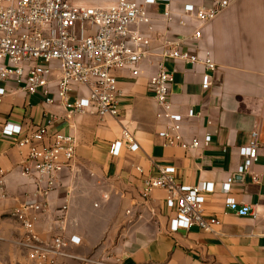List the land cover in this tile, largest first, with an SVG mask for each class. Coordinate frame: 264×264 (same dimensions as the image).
<instances>
[{
    "label": "crops",
    "instance_id": "0c3cea01",
    "mask_svg": "<svg viewBox=\"0 0 264 264\" xmlns=\"http://www.w3.org/2000/svg\"><path fill=\"white\" fill-rule=\"evenodd\" d=\"M108 4L113 0H84ZM82 0V2H84ZM213 0H156L148 6L153 17V37L192 35L198 20L184 14L186 4L211 6ZM167 7L172 20L164 19ZM186 18L187 24H180ZM155 39V43L157 40ZM198 44L212 52L218 69L209 72L211 87L204 89L205 68L184 62H168L175 71L171 98L175 110L185 116L186 136L203 138L212 134V142L197 150L179 146L164 147L158 131L164 122L157 116L158 106L148 86L153 67L132 77L129 70H116L124 92L120 104L122 120L132 128L141 149L111 154L113 142L121 136L120 120L97 114H76L66 118L65 108L47 104L40 95L16 92L0 102V166L4 169L5 198L0 197V264H35L17 241L23 236L21 223L11 211L34 191L31 180L22 174L28 147H20V136H5L7 123L31 131L56 118L50 131L74 134L76 156L60 175L50 204L39 215L36 230L44 240L55 235L81 238L79 245L66 250L78 256L121 258L123 264H264V0H232L215 20L202 27ZM73 99L75 94H73ZM189 109L198 116L187 117ZM258 132L259 159L244 181H235L231 192L222 183L243 163L241 146L248 145L252 132ZM176 167L177 180L187 184L213 181L214 193L207 195L205 211L222 220L220 234L194 227L169 231L164 206L166 191L155 190L149 201L141 195L142 166L146 174L154 164ZM258 176V180L254 179ZM257 210L256 217L239 216L225 206L227 196ZM106 196V197H105ZM68 203L66 216L61 207ZM58 264H84L62 257Z\"/></svg>",
    "mask_w": 264,
    "mask_h": 264
},
{
    "label": "built area",
    "instance_id": "2783aa9c",
    "mask_svg": "<svg viewBox=\"0 0 264 264\" xmlns=\"http://www.w3.org/2000/svg\"><path fill=\"white\" fill-rule=\"evenodd\" d=\"M232 0H213L211 6L186 4L184 14L199 22L192 35L153 37L155 24L148 6L156 0H113L111 3H75L73 0H0V102L17 90L27 95H40L47 104L59 103L66 110V118L76 114L94 113L105 118L112 116L122 123L121 136L111 147L113 156H120L123 149L137 152L141 149L132 128L122 120L120 104L124 96L119 86L116 70H129L138 78L145 64L153 67L148 86L158 106V118L164 122L158 131L161 144L197 150L212 142V134L203 138L187 137L184 132L185 116L175 110L171 88L175 71L168 62H184L205 68L202 87H211V75L218 66L212 52L202 48L198 41L202 27L215 20ZM167 7L164 19L172 20ZM180 24L186 25L184 17ZM155 39L157 43H155ZM73 94L75 98L73 99ZM189 109L188 118L198 116ZM56 116L31 131H24L18 124L3 126L5 136H20L17 144L28 147V158L22 174L34 185L26 201L11 211L24 230L17 241L27 251L35 264H58L62 257L78 259L84 264H123L121 258L78 256L66 250L69 244L79 245L81 238L72 235H55L44 240L36 230L39 215L48 207L56 190L61 173L71 166L76 156L77 138L64 132L51 133ZM258 132L253 131L248 145L239 148L243 163L239 173L249 172L259 159ZM154 164V163H153ZM156 170L146 174L142 166L141 195L149 201L158 189L166 191L164 206L169 218V231L179 232L194 227L220 234L222 220L205 211L207 195L216 190L213 181L187 184L177 180L176 167L154 164ZM5 172L0 166V197L7 196ZM257 181L258 176L254 175ZM235 181L230 175L222 190L232 191ZM106 197V196H105ZM225 206L239 216L256 217L257 210L249 204H240L234 196H227ZM68 203L61 207L66 216Z\"/></svg>",
    "mask_w": 264,
    "mask_h": 264
},
{
    "label": "water",
    "instance_id": "95a60500",
    "mask_svg": "<svg viewBox=\"0 0 264 264\" xmlns=\"http://www.w3.org/2000/svg\"><path fill=\"white\" fill-rule=\"evenodd\" d=\"M233 179H234V181H244V179H245V173H239V172H237V173H235L233 175Z\"/></svg>",
    "mask_w": 264,
    "mask_h": 264
},
{
    "label": "rangeland",
    "instance_id": "374dc122",
    "mask_svg": "<svg viewBox=\"0 0 264 264\" xmlns=\"http://www.w3.org/2000/svg\"><path fill=\"white\" fill-rule=\"evenodd\" d=\"M75 3H81L82 2V0H73ZM84 1V0H83ZM84 3H86L85 1H84ZM109 257V256H108ZM102 258H106V257H101V258H99V259H102Z\"/></svg>",
    "mask_w": 264,
    "mask_h": 264
}]
</instances>
